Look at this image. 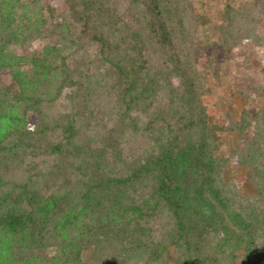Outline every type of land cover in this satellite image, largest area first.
I'll list each match as a JSON object with an SVG mask.
<instances>
[{
	"label": "trees",
	"instance_id": "obj_1",
	"mask_svg": "<svg viewBox=\"0 0 264 264\" xmlns=\"http://www.w3.org/2000/svg\"><path fill=\"white\" fill-rule=\"evenodd\" d=\"M221 1L261 45L264 0ZM195 2L0 0V264H264V109L214 126Z\"/></svg>",
	"mask_w": 264,
	"mask_h": 264
},
{
	"label": "rangeland",
	"instance_id": "obj_2",
	"mask_svg": "<svg viewBox=\"0 0 264 264\" xmlns=\"http://www.w3.org/2000/svg\"><path fill=\"white\" fill-rule=\"evenodd\" d=\"M48 1L55 3L59 0ZM195 5L198 12L205 17L202 19L203 25L198 28L199 40L195 47L198 51L197 67L202 70L208 68L209 64H213L212 68L206 69L204 74L205 90L202 101L207 113L213 118L214 126L223 124L229 112L239 120L244 108L254 113L264 109V98L256 97L253 102L248 101L245 104L239 95H232L236 88L245 87L248 78L251 86L264 87V19L257 27L262 40L261 45L257 46L248 39L243 42V45H237L229 53L217 39L216 26L220 22L223 2L221 0H197ZM38 47H40L38 50H41V45ZM230 104H232L231 109H229ZM217 132L222 139L221 156L228 155L233 149L242 148L243 142L236 132ZM244 174V168L229 163L224 176L228 180ZM241 192L246 194L248 190L242 189ZM55 250L52 248L47 252L52 255Z\"/></svg>",
	"mask_w": 264,
	"mask_h": 264
}]
</instances>
